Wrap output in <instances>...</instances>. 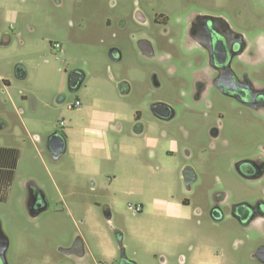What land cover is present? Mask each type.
<instances>
[{"label":"rangeland","instance_id":"1","mask_svg":"<svg viewBox=\"0 0 264 264\" xmlns=\"http://www.w3.org/2000/svg\"><path fill=\"white\" fill-rule=\"evenodd\" d=\"M194 1L0 0V38L9 39L0 43V76L12 82L4 91L0 78V124L4 123L0 145L19 151L13 180L0 200L8 264H110L107 253L118 256L120 244L137 264H181L182 260L183 264H199L205 251L217 246L223 253L218 261L262 264L252 255L264 244L259 229L231 232L223 228L232 220L215 227L208 213L200 218L201 224L194 218L168 214L165 202L181 196L178 170L184 152L155 140L159 135L154 129L138 135L133 130L136 111H143L144 124L152 122L145 102L153 98L167 101L176 112L171 126L177 128L170 130L180 146L193 154L189 162L198 176L188 195L193 204L210 199L218 190L227 192L228 201L264 194L262 181L246 182L233 170L235 159L259 154L264 146V115L221 106L223 101L212 107H207L212 99L195 102L190 92L195 63L178 64L176 71H168V65L157 67L135 48L137 31L127 20L135 7L147 18L154 13L167 15L170 29L178 36L179 26L194 11ZM229 7L241 9L243 18L249 20L244 26L252 34L261 30L259 25L263 28L250 6L237 3ZM120 17L127 20L125 29L119 27ZM154 28L157 32L160 27ZM54 43L60 48L53 47ZM112 45L120 48L121 61L110 58ZM180 49H186V44L180 43ZM18 63L24 66V79L15 78ZM73 68L82 69L85 79L71 93L67 74ZM154 73L160 87H154ZM121 80L131 85L130 92L120 93ZM64 91L68 97L61 101ZM76 96L83 109L94 97L98 111L118 115L115 125L119 123L121 129L91 121L77 108H68ZM61 119L66 120L62 128ZM87 126L98 128L100 135L86 139L82 129ZM214 126L219 127L217 138L209 134ZM54 130L67 136V151L58 159L45 147L46 136ZM84 141L93 145L92 156L78 153ZM31 178L49 203L35 217L25 211L21 200ZM105 204L111 207L110 222L104 214ZM136 206L141 210L136 211ZM212 232L223 239L216 241ZM74 235L83 237L90 247L93 255L88 260L77 262L58 250Z\"/></svg>","mask_w":264,"mask_h":264},{"label":"flooded vegetation","instance_id":"2","mask_svg":"<svg viewBox=\"0 0 264 264\" xmlns=\"http://www.w3.org/2000/svg\"><path fill=\"white\" fill-rule=\"evenodd\" d=\"M237 3L250 6L264 28V0H195L194 11L187 14L185 21L179 26L178 36L173 34L168 24L169 18L164 13H154L151 18H147L141 9L135 7L127 20L137 31V36H133L136 50L157 67L168 65V71H176L178 64H196L190 90L195 102L212 99L207 102V107H212L217 104L215 102L223 101L221 106H234L255 115H264V30L259 25L261 30L252 34L249 26H244V23L249 24V20L243 18L241 9L232 10L229 7V4ZM127 20L122 17L118 19L121 29H125ZM106 23L109 25L110 20H106ZM154 27L160 28L155 32ZM7 40L9 41L3 36L0 43L4 44ZM180 43H185L186 49H180ZM109 56L114 61H121L123 58L116 45L110 46ZM173 59L175 62L170 63ZM119 83L121 94L130 92L131 85L127 81L121 80ZM153 84L154 87L161 85L156 73L153 74ZM63 93L62 98L68 97L66 91ZM144 107L152 122L144 124L143 111H136L133 117L134 133L140 131L143 134L147 129H154L159 135L155 140L182 148L183 161L178 170L181 185L179 203L191 209L196 223L201 224L200 218L208 213L211 224L215 227L222 222L233 221L227 228H223L225 231L230 229L231 232H244L254 227L264 234V194L252 199L238 198L228 201L227 192L218 190L212 193L210 199L205 198L200 204L192 203L188 195L192 193L198 176L194 164L189 162L192 152L186 146H180L179 139L170 130L177 128V125L171 126L176 112L172 104L157 98L145 102ZM116 126L121 129L119 123ZM178 128L181 132V127ZM58 132L62 134L60 130ZM209 134L212 138H217L219 127H211ZM233 170L246 182L262 181L264 186V146L259 154L235 159ZM97 191L104 192L100 188ZM21 200L25 211L32 217L37 216V209H41L48 202L44 191L32 179L25 184ZM110 208L109 204H105L104 214L109 222ZM212 234L218 242L223 239L213 232ZM7 247L8 239L5 242L0 238V264H8ZM219 249L217 246L214 250L205 251V264H226L217 260L220 254L223 255L222 252L219 253ZM58 250L77 262L88 260L93 255L86 240L80 235H74ZM120 255L121 252L112 257L110 264H134L132 259L125 255L121 258ZM252 255L264 264V244H259ZM183 263L184 260L181 264Z\"/></svg>","mask_w":264,"mask_h":264},{"label":"crops","instance_id":"3","mask_svg":"<svg viewBox=\"0 0 264 264\" xmlns=\"http://www.w3.org/2000/svg\"><path fill=\"white\" fill-rule=\"evenodd\" d=\"M25 77H26V73L24 72V66L22 65V63H20V64L18 63L16 68H15V78L16 79H24ZM0 78H1V81L3 82L4 91L7 90L9 87H11V83L12 82L10 81L9 78L1 77V76H0ZM108 78H110L109 79V83H111L112 82L111 81L112 78L111 77H108ZM75 100H79L81 102V106L80 107H76L77 110H80L81 112L85 113L86 116L91 121L100 122V123L101 122L102 123H108L111 128H115V130L118 129L117 126L115 125V123L117 122V119H118V117H117L118 115H114V114H109V113H106V112L98 111L96 109V107H95L96 99L94 97H91L90 101L86 105V108H84V109H83L82 101H81V99H79L78 96H76L74 101ZM74 101H72L70 103H73ZM33 103L36 104L35 100L33 101ZM1 125L3 126L4 123L2 122L0 124V126ZM60 128H62V127H60ZM26 133L28 134V131H26ZM61 133L63 135H65L66 143H67L66 134L64 132H61ZM82 134H83V136L86 137V139L91 138V137L95 138L98 135H100V130L98 128L94 127V126H87V127H84L82 129ZM135 134L138 135L137 133H135ZM38 138L39 137H37V139ZM66 151H67V146H66ZM93 151H94L93 145L90 142L84 141V142H82L80 150H79L78 153L82 154V155H86V156H92L93 155ZM179 202H180L179 200H173V199L167 200L165 202L166 205H168V207H169V213L168 214L170 216H174V217L177 216V217L182 218V219H189V220L192 219V211H191V209L189 207H184ZM107 254L111 258L114 257L112 252H108ZM206 254L207 253L205 252V255ZM205 255L199 260V264H205V261H206L205 258L207 256V255L206 256Z\"/></svg>","mask_w":264,"mask_h":264},{"label":"water","instance_id":"4","mask_svg":"<svg viewBox=\"0 0 264 264\" xmlns=\"http://www.w3.org/2000/svg\"><path fill=\"white\" fill-rule=\"evenodd\" d=\"M85 79V72L82 69L73 68L71 69L67 74V87L68 91L73 93L76 92L82 85L83 81ZM121 83L118 84V88L120 89ZM65 97L62 98L61 101H64ZM135 133L139 134L140 131H136ZM66 138L65 135L60 134L58 130H54L51 133H49L45 139V147L48 153H50L51 157L54 159H58L61 155H63L66 152ZM49 207V203L47 202L44 207L41 209H37V215L41 213L42 211L47 210ZM0 238L3 239V241L7 242V237L5 236L4 232L2 231L0 227ZM120 252H121V258L126 256L124 247L122 244H120ZM134 264H137L135 261Z\"/></svg>","mask_w":264,"mask_h":264},{"label":"trees","instance_id":"5","mask_svg":"<svg viewBox=\"0 0 264 264\" xmlns=\"http://www.w3.org/2000/svg\"><path fill=\"white\" fill-rule=\"evenodd\" d=\"M19 151L15 147L0 145V200L13 180Z\"/></svg>","mask_w":264,"mask_h":264},{"label":"built area","instance_id":"6","mask_svg":"<svg viewBox=\"0 0 264 264\" xmlns=\"http://www.w3.org/2000/svg\"><path fill=\"white\" fill-rule=\"evenodd\" d=\"M53 47H55V48H60V45L58 44V43H54L53 44ZM81 106V102L79 101V100H75L73 103H70L69 105H68V108H76V107H80ZM66 124V120H64V119H61L60 121H59V126L60 127H63L64 125ZM135 210L136 211H139V210H141V206H136L135 207Z\"/></svg>","mask_w":264,"mask_h":264}]
</instances>
